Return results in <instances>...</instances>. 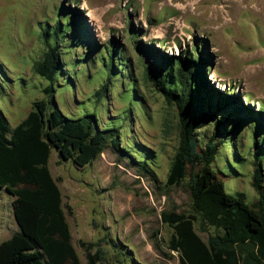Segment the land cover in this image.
<instances>
[{
    "label": "rangeland",
    "instance_id": "obj_1",
    "mask_svg": "<svg viewBox=\"0 0 264 264\" xmlns=\"http://www.w3.org/2000/svg\"><path fill=\"white\" fill-rule=\"evenodd\" d=\"M57 39L67 69L50 94L34 65ZM112 55L115 71L108 74ZM155 56L172 61L171 69L178 67L175 57H201L209 85L239 97L245 111L231 103L220 114L235 148L223 146L213 166L227 192L255 201L257 138L264 149V116L257 112L264 109V0H0V108L11 127L35 102L52 97L70 117L91 113L102 126L117 125L129 144L124 152L110 142L85 166L52 149L49 167L83 264H89L83 242L94 244L93 253L104 250L95 264H180L165 214L192 220L205 240L217 231L194 210L188 178L168 184L178 116L147 77ZM212 129H201L200 140ZM235 152L240 159H231ZM12 199L0 188V243L19 230Z\"/></svg>",
    "mask_w": 264,
    "mask_h": 264
},
{
    "label": "trees",
    "instance_id": "obj_2",
    "mask_svg": "<svg viewBox=\"0 0 264 264\" xmlns=\"http://www.w3.org/2000/svg\"><path fill=\"white\" fill-rule=\"evenodd\" d=\"M56 35H61V26ZM73 38L72 34L71 43ZM48 46L34 69L50 82L46 91L52 94L67 68L61 41ZM143 49L151 55L149 47ZM175 58V69H171L172 61L157 56L147 68L148 79L177 109L178 147L167 181L179 184L188 178L194 210L202 223L217 231L205 240L192 220L165 214L164 221L173 228L170 248L179 251L180 264H264L263 145L259 138L254 141L252 184L258 197L248 203L226 191L213 166L223 146L232 143L235 148L233 139L228 138L227 116L220 114L231 103L244 110L241 100L209 85L201 57L197 61ZM113 60L107 63L108 74L115 71ZM0 70L4 72L1 66ZM109 85L110 81L97 95L104 96ZM55 104L52 97L35 102L27 118L14 128L0 108V188L13 197L11 205L19 225L18 231L0 243V264H83L73 244L61 189L49 167L52 149L78 166L92 163L110 142L116 150L129 151L117 125L102 126L91 113L70 117ZM257 112L264 116V109ZM211 125L212 134L200 140V130ZM236 158L240 156L235 152L231 159ZM82 244L89 264L103 259L102 248L93 253L94 244Z\"/></svg>",
    "mask_w": 264,
    "mask_h": 264
}]
</instances>
